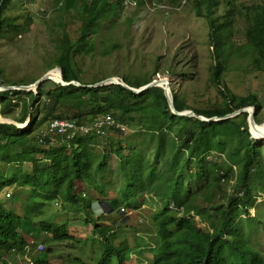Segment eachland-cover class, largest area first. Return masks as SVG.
Segmentation results:
<instances>
[{"label": "trees", "instance_id": "16d2710c", "mask_svg": "<svg viewBox=\"0 0 264 264\" xmlns=\"http://www.w3.org/2000/svg\"><path fill=\"white\" fill-rule=\"evenodd\" d=\"M14 1L0 0V30L11 25L5 11L13 8ZM151 1L171 7V11L186 2ZM194 1L195 15L204 17L208 24L209 81L221 99L207 108L190 107L182 95L170 89L174 108L191 109L205 118H221L253 106L257 115L263 104L256 95L234 94L224 82L223 73L232 58L246 59L253 70H264V0L240 6L238 13L247 22L242 43L230 42L235 14L232 1H225L221 15H215L220 0ZM52 3L61 13H74L80 25L74 39L63 30L48 68H60L65 81H80L71 61L74 49L80 46L85 52L91 51L89 36L97 32L101 21L124 7L121 0ZM152 78V74L122 77L133 87ZM37 80L9 85H29ZM48 82L52 87L47 90L45 80L32 90L0 91L1 115L9 111L10 104L20 107L11 122L0 116V189L12 185L31 189L22 203H26L24 214L11 207L13 193L6 198L10 200H0L1 263L15 255L12 250H22L25 233L38 231L32 218L42 215L46 209L43 205L54 199L64 221L55 225L44 219L37 222L46 235L42 242L33 241V250L39 251L32 257L34 264H50L52 249H45L43 241L78 242L65 227L70 213L86 225L96 221L92 226L100 237L102 253L95 256V264H125L132 249L126 238L119 241V226L112 224L119 215L109 219L107 213L97 214L92 208L94 201L109 203V194L117 192L118 201L129 210L148 203V213L140 221L149 226L156 242L150 248L151 261L140 264H264L262 253L249 240L253 222L260 219L251 216L249 208L262 195L264 201V149L251 138L246 112L203 121L172 113L158 86L134 93L113 83L87 87L89 83L80 81L85 86L79 87ZM11 97L20 102H10ZM105 114L110 115V124L93 125ZM54 118L69 119L75 126L63 133L44 132ZM83 124L89 129L83 131ZM105 127L116 136H100ZM124 127L127 133L122 132ZM114 177L117 185L113 184ZM77 261L88 264L79 258Z\"/></svg>", "mask_w": 264, "mask_h": 264}, {"label": "rangeland", "instance_id": "374dc122", "mask_svg": "<svg viewBox=\"0 0 264 264\" xmlns=\"http://www.w3.org/2000/svg\"><path fill=\"white\" fill-rule=\"evenodd\" d=\"M137 3L123 9H116V14L101 21L100 27L95 34L89 36L93 42V49L89 52L84 47L74 49L71 61L77 71L79 80L84 83L97 82L108 77L122 79L123 76L137 78L152 74L169 79L170 89L182 95L190 107L207 108L212 103L220 101L214 86L209 81L208 65L210 55L208 48V24L204 17H198L194 13V0H186L185 4L173 11L167 6L162 9L146 6L144 2ZM226 0H220L215 9V15H221L226 6ZM234 3V22L230 42H245V29L247 22L244 16H240V6L249 5L257 0H230ZM13 8L5 11L11 25L0 30V91L5 86L21 80L39 78L48 71L56 55V44L63 30L68 32L71 39L78 34L80 19L74 13H61L54 8L52 0H28L18 2L15 0ZM168 11V13H167ZM29 16L30 18H26ZM15 19L16 26H12ZM226 64L224 82L236 95L254 94L263 104L256 116L261 123L264 119V70H253L246 59H230ZM59 70L58 67H54ZM60 71V70H59ZM44 83V89L52 87L49 79ZM7 83V84H6ZM45 98V97H44ZM10 102H20L18 98L11 97ZM1 110V107H0ZM20 111L18 105H9V111H3L0 116L11 122L12 116H17ZM256 118V119H257ZM22 126V125H19ZM47 132V128L43 129ZM123 133H127L124 127ZM104 139L107 136H116L115 132L105 127V132L100 134ZM254 143L264 149V136H252ZM28 164L26 165V167ZM114 185L118 181L114 177ZM31 190L28 187L16 186L2 187L0 200H10L5 193L9 191L12 196L11 207L19 214H24L26 203L22 204ZM227 192V190H225ZM108 202L92 203L94 213H101L108 209H118L108 212L109 219H115L120 223L118 228L119 241L126 238L132 251L125 264L149 263L152 259L150 248L156 242L149 226L142 223L144 215L148 213V203L142 204L141 208L131 209L123 206L118 201V193L112 192ZM263 195L249 208L251 216L258 217L251 227L249 240L255 239L258 250L264 256V201ZM42 200V199H38ZM37 200V201H38ZM54 200V199H53ZM52 200L43 206L44 213L38 218H32L36 230H32L27 240L31 239L42 242L46 234L41 232L37 222L44 219L52 225L64 219L62 213L58 214V204ZM49 206H51L49 208ZM114 206V208L112 207ZM68 214L66 229L69 233L82 237L78 242L67 241L56 243L43 241L44 248L51 247L54 258L58 264H79L77 259L88 264H95L97 257L102 253L99 245L97 232L92 224L86 223L75 215ZM97 216V215H96ZM94 218V217H92ZM79 224V225H78ZM80 224H82L80 226ZM203 224H201L202 226ZM92 227V228H91ZM256 227V228H255ZM247 231L250 228L245 227ZM44 249V250H45ZM75 257V259H74ZM115 263V259H114ZM0 264H23L20 256H14Z\"/></svg>", "mask_w": 264, "mask_h": 264}, {"label": "water", "instance_id": "95a60500", "mask_svg": "<svg viewBox=\"0 0 264 264\" xmlns=\"http://www.w3.org/2000/svg\"><path fill=\"white\" fill-rule=\"evenodd\" d=\"M49 71L46 72L45 74H43L35 83L33 84H30V85H18V86H14V85H7L5 86L6 89H20V90H32L33 89H36L38 87V85L42 82H44L45 80H52L56 83H61L63 85H69V84H74L76 86H83V84L77 82V81H65L63 78H62V75H61V71H60V79L59 80H54L50 75H49ZM118 78L114 79L113 77H108L104 80H101L99 82H96L94 83L93 85H88L89 87L91 86H99V85H103V84H108V83H116V84H121L122 86H124L125 88L135 92V93H140L150 87H153V86H158V87H161L163 89V92H164V96L166 98V101L168 103V106L170 108V110L176 114V115H187V116H194L200 120H203V121H209V120H217V119H221V118H229V117H233L237 114H240L241 112H246L248 113V126H250V124H253V125H257V123L254 121V118H253V110L249 107H243V108H240L238 110H235L234 112H231L229 114H226L224 115L223 117L219 118V117H210V118H205L204 116L202 115H199L197 113H195L193 110H184V111H177L174 106H173V103H172V98H171V94H170V89H169V79L167 78H154L152 79L151 81L143 84L142 86H139V87H133V86H130L126 83H124L122 80H118L119 82H117ZM161 84H164L161 85ZM251 127H249L250 129ZM252 135V134H251Z\"/></svg>", "mask_w": 264, "mask_h": 264}, {"label": "bare ground", "instance_id": "6f19581e", "mask_svg": "<svg viewBox=\"0 0 264 264\" xmlns=\"http://www.w3.org/2000/svg\"><path fill=\"white\" fill-rule=\"evenodd\" d=\"M151 2H155V1H151ZM150 2V3H151ZM156 4H161V5H163L164 7H166L165 6V4H162V3H157V2H155ZM154 7V6H153ZM164 7H162V8H164ZM154 8H158V9H162V8H159V7H154ZM59 70L61 71V69L59 68ZM57 68H54V67H52V68H50V69H48V71H49V75L54 79V80H59L60 79V71H59ZM47 71V72H48ZM46 73V72H45ZM40 78V77H39ZM38 78V79H39ZM114 79H116V77H113ZM155 78H166V77H164V76H161V75H157ZM152 79H154V78H152ZM168 79V78H167ZM50 80V79H49ZM104 80V79H103ZM118 80H122L123 81V79H119L118 78ZM117 80V82H119ZM52 81V80H51ZM72 81H77V82H79V83H81L80 81H78V80H72ZM101 81V80H100ZM52 82H54V81H52ZM97 82H99V81H97ZM124 82V81H123ZM54 83H56V82H54ZM94 83H96V81L95 82H93V83H89V84H87V87H89L88 85H93ZM125 83V82H124ZM61 84V83H60ZM81 84H83V83H81ZM114 84V83H113ZM116 84V83H115ZM127 84V83H126ZM30 85V84H29ZM63 85V84H62ZM74 85V84H73ZM121 85V84H120ZM161 85H163L164 86V84H161ZM14 86H18V85H14ZM85 86V84H83V86H79V87H84ZM142 86V85H141ZM92 87V86H91ZM124 87V86H123ZM33 89V88H32ZM169 89H170V86H169ZM135 93V92H134ZM173 103V102H172ZM247 107H249V106H247ZM243 108V107H242ZM240 109V108H239ZM185 110H191V109H185ZM238 110V109H237ZM182 111H184V110H182ZM180 112V111H179ZM234 112V111H233ZM173 113V112H172ZM180 116V115H179ZM214 117H217V116H214ZM54 119H65V118H54ZM69 120V119H68ZM247 121H248V117H247ZM255 121V120H254ZM99 123H106V124H110L111 123V117H110V115H108V114H105L104 116H103V118H101L100 120H95L94 122H93V125H97V124H99ZM75 124V123H74ZM249 127H251L250 129H249V131H250V133L252 134V136H260V137H263L264 136V119H263V121L261 122V123H258L257 125H253V124H250V126ZM80 128L83 130V131H86V130H88L89 129V126L88 125H86V124H83V125H81L80 126ZM100 204V203H99ZM100 206H101V204H100ZM102 207V206H101ZM109 212V209L107 210V212H106V210L105 211H103V212H101V213H104V214H106V213H108ZM99 214V213H98ZM64 220L62 219L61 221H57L56 219H55V222H58V223H62ZM112 224H114L116 227H120L121 225H120V223H112ZM79 225V224H78ZM82 224H80V226H81ZM68 232V231H67ZM69 233V232H68ZM69 234H71V233H69ZM71 235H73V234H71ZM73 237L74 238H76V239H80V238H82V237H78V236H75V235H73ZM123 239V238H122ZM142 263V262H141ZM140 264V263H139Z\"/></svg>", "mask_w": 264, "mask_h": 264}, {"label": "clouds", "instance_id": "9594fccd", "mask_svg": "<svg viewBox=\"0 0 264 264\" xmlns=\"http://www.w3.org/2000/svg\"><path fill=\"white\" fill-rule=\"evenodd\" d=\"M248 114V113H247ZM254 118V117H253ZM51 121V120H50ZM49 121V122H50ZM49 122H48V124H49ZM257 123V122H256ZM48 124H47V126H46V128H47V131H49L48 130ZM258 124V123H257ZM50 133H53L52 131H50ZM6 193H8V195H6ZM6 193H5V195L8 197H10L11 195H10V193H9V191H6ZM8 197V198H9ZM29 234L30 233H28V234H24L23 235V238H24V246H23V248H22V250L21 251H15V250H12L11 251V253H14L15 255H13V256H10V259L9 260H12L13 259V257L14 256H20L21 258H22V262H23V264H34L33 262H32V257L33 256H38L37 255V253L39 252V251H35V250H33V246H32V244H33V241H37V240H35V239H31L30 241H28L27 240V237L29 236ZM51 242H53L54 244H52L53 246L54 245H56V243H58V241H51ZM252 243H255V246H256V248H257V244H256V241H255V239L254 238H252V242H251V244ZM48 248H51V247H48ZM258 249V248H257ZM54 254H53V251L51 252V254H50V257L48 258V261H49V263L50 264H54L53 262H51V261H57V264L60 262L58 259H56V258H54ZM264 257V256H263ZM74 259H75V257H74Z\"/></svg>", "mask_w": 264, "mask_h": 264}, {"label": "built area", "instance_id": "2783aa9c", "mask_svg": "<svg viewBox=\"0 0 264 264\" xmlns=\"http://www.w3.org/2000/svg\"><path fill=\"white\" fill-rule=\"evenodd\" d=\"M121 2L124 8L137 4V0H121ZM144 5L159 8L164 7L161 4H156L155 2L149 3L148 1L144 2ZM74 126V121L68 119H52L48 124V130L56 133H63L74 128ZM6 195H8V193H6Z\"/></svg>", "mask_w": 264, "mask_h": 264}, {"label": "crops", "instance_id": "0c3cea01", "mask_svg": "<svg viewBox=\"0 0 264 264\" xmlns=\"http://www.w3.org/2000/svg\"><path fill=\"white\" fill-rule=\"evenodd\" d=\"M51 262H53L54 264H57V261H51Z\"/></svg>", "mask_w": 264, "mask_h": 264}]
</instances>
